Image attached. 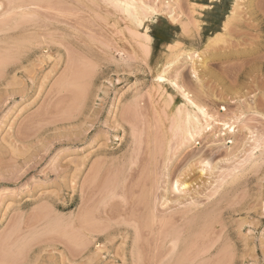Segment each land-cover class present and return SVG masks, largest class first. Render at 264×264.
Segmentation results:
<instances>
[{
    "label": "rangeland",
    "instance_id": "obj_1",
    "mask_svg": "<svg viewBox=\"0 0 264 264\" xmlns=\"http://www.w3.org/2000/svg\"><path fill=\"white\" fill-rule=\"evenodd\" d=\"M119 1L0 0V264H264V0Z\"/></svg>",
    "mask_w": 264,
    "mask_h": 264
},
{
    "label": "bare ground",
    "instance_id": "obj_2",
    "mask_svg": "<svg viewBox=\"0 0 264 264\" xmlns=\"http://www.w3.org/2000/svg\"><path fill=\"white\" fill-rule=\"evenodd\" d=\"M156 1V0H155ZM160 1V0H159ZM120 2V4L123 6V9H124V12H125V14H133L134 16H135V19H136V22L139 24V25H144V23H146V22H148L149 21V19L150 18H153V19H155L158 15H159V10H157L158 8V6L156 7V6H154V5H152V4H148L147 2H145V0H120L119 1ZM118 2H116V4H117ZM157 3H159L158 1H157ZM163 3H165V4H169V2L168 1H163ZM22 6V5H21ZM25 6V5H24ZM118 6H120L119 4H118ZM20 7V6H19ZM12 8V7H11ZM14 8V7H13ZM12 8V10H15V9H13ZM21 8V7H20ZM122 8V7H121ZM122 9V10H123ZM206 9H208V10H211V8L210 7H206ZM142 10L144 11V12H146V14H142ZM146 10V11H145ZM176 9L174 8V6H172L171 7V12H173V11H175ZM149 12H151L152 14H147V13H149ZM164 12V11H163ZM169 12V11H168ZM230 12H232L231 11V9H230ZM7 13V12H6ZM169 16L170 17H174V16H171L170 14H169ZM172 19H175V17L174 18H172ZM176 20V19H175ZM173 21V20H172ZM148 29V28H147ZM149 32V31H148ZM145 36H146V34H145ZM52 38V37H51ZM51 40V39H50ZM15 41V40H14ZM52 41V40H51ZM45 42V41H44ZM48 42V41H47ZM46 42V43H47ZM51 43V42H50ZM51 45V44H50ZM179 54V53H178ZM187 54V53H186ZM180 55V54H179ZM188 56H190L189 54H187ZM177 61V56L175 55V57H173V58H171L169 61H167V63L168 64H170V65H172V64H174L175 62ZM161 70V69H160ZM169 73V72H168ZM178 75V74H177ZM195 76H197L196 75V73L194 74ZM173 76V75H172ZM172 76H169L168 74H167V71L164 73V74H160V75H158L157 77L161 80V84H162V86H164L166 89H168V90H170V92H171V94L172 95H174V94H177V93H179V94H181V96H182V98H183V100H184V105L186 106V122L185 123H187L188 125H190L189 126V128L187 129V131H188V134H190L191 136L190 137H193L195 134H199V132H201L202 130H204V127H207V126H209L210 125V123H211V121H209L210 119H212L213 118V115H211L207 110H206V108L205 107H203V106H201L200 104H198L197 102H196V100H195V98H193V97H191L190 96V93L184 88V86L179 82V80L177 79V77L175 78V77H173L172 78ZM175 76H176V74H175ZM75 77V76H74ZM171 77V78H170ZM76 78V77H75ZM74 78V79H75ZM80 79H81V77H79ZM73 79V78H72ZM78 79V78H77ZM79 80V79H78ZM78 80H76V81H78ZM68 81V80H67ZM76 81H75V83H76ZM71 83L72 82H74L73 80L72 81H70ZM80 83V82H79ZM79 83H77V84H79ZM74 84V83H73ZM83 84V83H82ZM160 84V85H161ZM159 85V86H160ZM161 87V86H160ZM164 88V89H165ZM76 93V92H75ZM78 94H79V92H78ZM77 95V94H76ZM167 95H169V94H167ZM81 97V96H80ZM169 97H171V95L169 96ZM79 100H80V98H79ZM81 103V102H80ZM178 107H177V109H182V107H180L179 105H177ZM179 110V111H180ZM177 114H179V112H177ZM179 117V116H178ZM184 118V119H185ZM205 122L207 123V125H204L205 124ZM210 122V123H209ZM217 122V121H216ZM227 125V124H226ZM232 127V126H231ZM100 171V170H99ZM112 172V171H111ZM111 176V175H110ZM112 176H114V175H112ZM179 181H177L176 180V185H175V188H179L180 189V187L178 186V183ZM185 182V181H184ZM184 184H186V183H184ZM107 185H108V183H107ZM179 185H181V184H179ZM150 205V204H149ZM147 207V206H146ZM149 207V206H148ZM88 211V210H87ZM86 214H87V212H86ZM85 214V215H86ZM88 215H89V213H88ZM84 218H85V216L84 215H82ZM90 216V215H89ZM87 217V216H86ZM211 220V219H210ZM84 221V220H83ZM204 225V224H203ZM207 225V224H206ZM197 236V235H196ZM137 241V240H136ZM3 244V243H2ZM1 244V246H3ZM23 245V244H22ZM21 245V246H22ZM19 247L20 246H18V249H19ZM23 247V246H22ZM22 247H20V248H22ZM136 249V248H135ZM0 250H1V248H0ZM21 250V249H20ZM139 250V249H138ZM189 251V250H188ZM1 252V251H0ZM6 254H8L7 252H6ZM182 254V253H181ZM185 255H186V253H184ZM139 255H140V251H139ZM182 256H184V255H182ZM181 256V257H182ZM136 257V256H135ZM1 258V257H0ZM137 258H139V257H137ZM186 259V258H185ZM179 260H181L180 258H179ZM178 260V261H179ZM185 261V260H184ZM180 264V263H179Z\"/></svg>",
    "mask_w": 264,
    "mask_h": 264
}]
</instances>
